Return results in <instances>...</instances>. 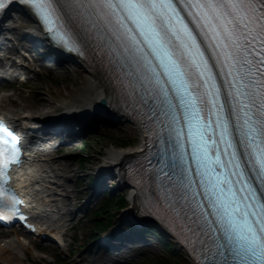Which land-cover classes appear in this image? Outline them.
Listing matches in <instances>:
<instances>
[{
  "label": "snow or ice",
  "instance_id": "6c2138e0",
  "mask_svg": "<svg viewBox=\"0 0 264 264\" xmlns=\"http://www.w3.org/2000/svg\"><path fill=\"white\" fill-rule=\"evenodd\" d=\"M24 2L68 47L95 45L125 99L151 113L150 135L166 133L163 168L146 161L160 179L154 202L187 229L201 264H264V0ZM65 12L79 35L62 27ZM194 121L212 139L192 136ZM17 203L0 184V209L19 215Z\"/></svg>",
  "mask_w": 264,
  "mask_h": 264
},
{
  "label": "rangeland",
  "instance_id": "374dc122",
  "mask_svg": "<svg viewBox=\"0 0 264 264\" xmlns=\"http://www.w3.org/2000/svg\"><path fill=\"white\" fill-rule=\"evenodd\" d=\"M30 25L31 22H29L28 18L18 12H14V15L4 23L3 26L6 30L9 28L14 32L12 33L7 30V36H12V40H10L11 42L6 47L9 48L12 55L16 56L15 53L20 55L19 49H22L25 43L32 44L27 40L30 34ZM34 49H39V47ZM33 53L41 57L37 50H34ZM47 56L49 58H43L42 56L43 59H37L32 55L31 61H27L29 64L27 67L29 71L28 82H14L11 85L9 84L8 87H3V84L2 88H0V96L15 93L18 90L24 94L23 97L26 100L38 101L39 96L42 94L46 100L51 99L56 102L55 107L46 110L45 114H60L62 111H57L59 110L57 108L58 104L64 98L68 97L67 91L70 94L72 89L74 91L76 90L71 69L77 68L85 71V73L86 70L79 61L54 62L50 55ZM34 64L38 66L37 70H31L29 68V66ZM32 88H37L40 91L36 94ZM14 97L17 100L14 102L15 104L9 102L4 103L0 113H13L17 117L23 114L34 116L39 114V112L25 109L19 105L18 101L23 98L22 96L20 97L15 94ZM135 127L136 125L132 122L122 120L116 126H108L103 129L99 128L97 133L53 150V155H56L65 163L68 166V170L69 168L73 170L71 177L68 176L64 181L65 187L61 186L59 188L62 195L60 194L58 196L60 204L64 209L74 210V214L66 217L67 220L64 221L63 228L65 231L68 230V227L72 226L74 228L67 231L66 247H61L54 242L51 243L53 246H50L46 240L38 239L36 236L28 234L25 231L0 228V234L5 233L11 237L20 236L28 243L27 247L30 252L25 253L22 250L15 251L18 255L15 264H154L158 260H168L172 256H175L177 259V263L174 264H194V261L172 237H168L167 240L173 243L174 246L171 248L166 246L161 233L158 232V229L153 228L156 226L154 223L149 225L151 227L143 237L147 241L146 245L142 246L140 239L136 237L127 238L126 233H128V229H124L132 221L130 220L131 217L127 218L124 214L128 207L118 211L116 206H112L111 211L109 210V213L118 212L115 221L119 223L111 227L109 232L118 231V236L125 234L124 237L127 239L124 242L125 245L118 252L115 251L116 249H110L104 246V242H111V239H104V237L95 239V236H99L100 233L94 229V217L90 215L91 213L89 214L90 216L87 215L85 217H81L84 214V210L78 213L77 209L81 205L88 204L90 207H93L94 203H91V196L96 192L94 182L100 176L105 177L104 183L107 187H118L114 195H126L127 205H130L128 198L132 190L127 186L120 185V181L115 172L100 171L99 165L105 161L108 149L123 147L122 139L132 143L129 146H137L142 142L143 138L136 132ZM85 144V152H88V154L84 162H82L81 153L83 152V146ZM77 199H79V202H76ZM2 239L0 236V244L3 242ZM113 243L114 245H118L120 242L115 240ZM72 247H76L74 252L71 251Z\"/></svg>",
  "mask_w": 264,
  "mask_h": 264
},
{
  "label": "bare ground",
  "instance_id": "6f19581e",
  "mask_svg": "<svg viewBox=\"0 0 264 264\" xmlns=\"http://www.w3.org/2000/svg\"><path fill=\"white\" fill-rule=\"evenodd\" d=\"M12 30V29H11ZM35 33V31H33ZM10 59L13 57L6 52ZM74 62L73 60H70ZM83 68L86 70L82 71L77 68H72V78L73 83L75 84V91L72 89V92H68V97L64 98L58 104L57 111H62L66 117H70L71 113H78L83 110H93V112H101L107 114L109 117H121L125 120H130L126 115L119 114L118 111L111 107L112 102L117 100L118 93L112 89L111 84L94 69V66L86 62L85 60H78ZM31 68H37L34 65L30 66ZM17 68L8 69L9 73H15ZM31 84V82H30ZM32 90L38 94L40 91L37 88H32ZM68 90V89H67ZM24 96L21 91H16L15 93L1 95L0 96V108L4 103L13 104L17 100L14 95ZM19 105L25 109L39 112L35 116L39 119H55L58 117L57 114L50 113L47 116L45 114L46 110H50L55 107L56 102L54 100H46L44 96L41 94L39 96L38 101L34 100H26L24 97L18 101ZM15 104V103H14ZM119 114V115H118ZM51 117V118H49ZM57 120V119H56ZM59 120V119H58ZM133 124H135L132 121ZM136 125V124H135ZM135 130L138 134H140L143 138L142 142L137 146H123L108 149V154L106 155V159L103 163L99 165L100 171H113L118 173L123 179H125L126 174H124L125 165L128 161H130L134 156L139 153H143L146 144V132L136 125ZM38 163V162H37ZM37 167L42 172V175L46 178L44 183H36L34 185H29L30 195L33 198V213H35L36 220H43L45 224H49L50 226L58 223L59 228L56 227L57 230L54 231V235L59 237L60 239L65 240L66 234L63 231L61 221L65 219V217L74 214V210L72 209H64L60 204L59 196L62 195L60 192V187H65V179L68 176L71 177L72 168H69L65 165L56 155L41 158ZM123 172V173H122ZM29 174V173H27ZM29 177V176H27ZM132 191L129 194V202L130 206L127 210H125L124 214L126 216H131L134 212V209H139L138 203V194L135 189H131ZM136 217V215H135ZM130 220H133L131 217ZM43 227V226H42ZM43 230L49 234L48 229L41 228V232ZM4 235L5 234H1ZM40 235V234H39ZM40 237V236H39ZM49 244L50 239H46ZM28 243L22 239L21 237H6L4 239L3 244L0 245V264H15V261L18 259V255L15 253L16 250H22L25 253L30 252L27 247ZM72 250L75 251L76 247H72ZM194 264L196 262L194 261Z\"/></svg>",
  "mask_w": 264,
  "mask_h": 264
},
{
  "label": "trees",
  "instance_id": "16d2710c",
  "mask_svg": "<svg viewBox=\"0 0 264 264\" xmlns=\"http://www.w3.org/2000/svg\"><path fill=\"white\" fill-rule=\"evenodd\" d=\"M130 142H127L126 140L122 139V146H129ZM86 150V144L83 146V152L81 153V161L84 162L86 159L88 152H85ZM112 206H116L117 210L124 208L127 206V198L124 194H119L118 196L112 195L107 197L96 207V209L93 210V216H94V224H95V230L99 233H102L104 231H107L110 227H112L115 224V218L118 215V212H110L109 210L112 208ZM111 211V210H110ZM157 229V228H154ZM159 232V231H158ZM101 236V235H100ZM96 235L97 237H100ZM166 246L168 248L173 247L174 245L166 240ZM177 263V259L175 256H172L168 260L161 259L156 261L154 264H174Z\"/></svg>",
  "mask_w": 264,
  "mask_h": 264
}]
</instances>
